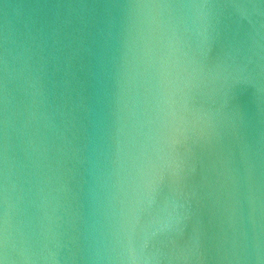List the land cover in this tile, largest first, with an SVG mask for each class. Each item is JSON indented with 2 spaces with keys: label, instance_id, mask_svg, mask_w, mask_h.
<instances>
[{
  "label": "water",
  "instance_id": "1",
  "mask_svg": "<svg viewBox=\"0 0 264 264\" xmlns=\"http://www.w3.org/2000/svg\"><path fill=\"white\" fill-rule=\"evenodd\" d=\"M0 264H264V0H0Z\"/></svg>",
  "mask_w": 264,
  "mask_h": 264
}]
</instances>
